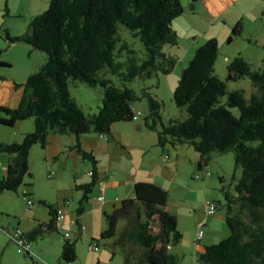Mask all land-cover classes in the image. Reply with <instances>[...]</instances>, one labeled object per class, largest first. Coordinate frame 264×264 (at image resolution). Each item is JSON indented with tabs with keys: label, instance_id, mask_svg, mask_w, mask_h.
I'll return each mask as SVG.
<instances>
[{
	"label": "trees",
	"instance_id": "obj_1",
	"mask_svg": "<svg viewBox=\"0 0 264 264\" xmlns=\"http://www.w3.org/2000/svg\"><path fill=\"white\" fill-rule=\"evenodd\" d=\"M200 1L192 0V6ZM183 12L180 0H51L48 9L30 21L25 34L12 37L8 32L10 44H29L44 52L47 59L24 84H15V89L21 92L17 107L0 105V126L6 131L25 120L33 119L35 126L34 132L25 134L22 140L0 144V155L7 159L6 172L0 177V195L19 192L26 177H32L29 157L35 145L46 149L50 134L74 136L76 144L72 149L91 162L93 172L88 173L91 182L76 186L83 194L75 226L70 223L77 227L81 237L85 230L81 217L100 182L99 161L93 152L82 147L81 139L92 134L109 139L114 124L135 122V116L140 120L141 113H135L131 104L141 97L127 85L138 77L152 78L159 71L170 74L175 69L177 59L167 55L164 47L178 44L173 21ZM120 26L143 44L142 62L133 47L123 42ZM243 30V22L239 21L232 35L240 37ZM218 45L214 38L197 48L181 74L174 101L178 108L186 110L185 120L165 122L163 102L144 91L142 98L148 99L149 113L143 125L157 134L163 161L165 156L170 158L165 153L169 144L191 145L202 159L199 170L204 168L205 157L211 152H234L241 177H233L234 193L221 189L227 202L225 221L230 234L218 244L205 246L199 252L197 264H264V58L257 68L242 55L229 62L228 81L247 77L253 83L254 91L248 98L243 90L228 91L227 83L216 75ZM3 52L0 49V67L11 66L2 61ZM125 53L126 61L120 62L118 59ZM108 74L117 77L121 86ZM71 81L104 90L103 105L97 114L85 115L71 96ZM225 96L227 102L221 104L220 99ZM234 108L239 110V117L234 115ZM169 162L171 158L165 163ZM53 175L54 172L50 173L49 178H54ZM133 190L131 198L121 200L112 212L104 213L106 229L100 239L115 240L113 246L121 249L124 264L133 260L137 264H180L179 257L169 252V246L180 244L184 235L178 230L177 216L167 210L168 191L150 182L136 183ZM22 195L29 207H35L36 202L29 198L32 193L23 191ZM39 204L49 209V222L37 221L28 233L19 228L7 233L18 252L31 259V264H48L32 251V241L57 231L64 220H58V212L64 214L65 208L45 201ZM216 207L209 217L216 215L217 204ZM204 209L206 212L205 204ZM121 221L127 225L119 232ZM18 232L19 238L28 244L27 249H21L17 243L14 236ZM64 236L61 260L71 264L78 260L77 244L72 242L69 232ZM96 242L94 248L98 250ZM139 248L141 252L137 254Z\"/></svg>",
	"mask_w": 264,
	"mask_h": 264
},
{
	"label": "rangeland",
	"instance_id": "obj_2",
	"mask_svg": "<svg viewBox=\"0 0 264 264\" xmlns=\"http://www.w3.org/2000/svg\"><path fill=\"white\" fill-rule=\"evenodd\" d=\"M50 1L0 0V49L4 50L1 59L11 64V66L0 67V89L2 88L3 91L0 94L1 101L6 98L4 90L8 85L10 88L13 87L16 93H19L15 90V84H24L31 74H35L40 70L41 65L47 59L44 52L36 50L29 44L23 42L10 44L6 35L8 32L12 37L25 34L30 21L43 14L48 9ZM180 2L184 12L173 21V29L177 33L178 44L164 47V52L167 55L177 59L175 69L170 74L159 71L152 78L138 77L127 85L138 97H141L140 100L131 104L135 113H141L140 121L119 122L116 123L115 127L128 128L127 132L130 135L131 125L144 124L145 116L149 113L148 99L142 98L144 91L163 102L162 118L165 122L185 120V116L188 114L185 109L176 106L174 92L183 70L188 67L193 58L195 50L210 39L215 38L218 40L219 58L215 65V73L227 83L228 91L243 90L248 98L254 91L253 83L247 77L238 81H228V65L231 59L242 55L246 60L253 63L255 68L260 66L258 60L261 57H258V51L263 52L264 35L259 37L258 45L255 36L260 31L259 28L264 27V9L259 8L258 10L255 6L264 8V0H257L254 5L250 0H237L232 7L225 10L229 17L231 13L241 14L244 12L246 14L245 18L242 17L241 19L244 24V33L241 37L232 35L233 27H231L228 17V21H217L213 18L216 12L213 11V15L204 13L203 8L197 7V3L194 4L195 7L192 6V0H180ZM252 8H255V14L260 13V17L254 18ZM119 34L123 42H128L133 47L137 58L142 62L145 58V49L141 41L123 26H120ZM251 34H253L254 40L250 43ZM232 38H234L233 42L230 41ZM256 53L258 56L255 55ZM127 56L125 53L118 60L125 62ZM107 77L116 85L121 86L117 77L109 74ZM13 79L16 80L14 83ZM70 93L87 116L97 114L103 105L104 90L100 87L94 88L79 81H71ZM220 102L225 104L227 97H222ZM232 111L235 116H240L237 108L232 109ZM7 129V131H11L9 132L11 136L18 134V140H22V136L34 132V120L21 121L15 127ZM143 135L142 143L145 147L151 149L153 146L162 151L157 146L158 137L155 132L149 131ZM124 136L127 137V134H124ZM131 136L132 139L135 138L133 132ZM108 138L113 142L112 135ZM67 139L68 135L50 134V144L46 149H43L39 144L35 145L29 157L32 177H26L19 192H5L0 195V264L32 263L31 259L24 253L18 252V247L10 241L7 231H16L19 228L23 233H28L35 227L37 221L49 222V209L40 205V201L53 205L58 204L60 207L65 208L68 219L78 217L77 208L83 193L73 188L74 184L77 185L75 183L76 173L80 172L76 180L78 184H80L83 175L91 182L92 178L88 173L91 171L92 166L90 161L83 160L76 153L71 154L68 158L70 151L64 149V147H69L66 144ZM115 147L119 148L116 145ZM98 148L100 151L101 147ZM165 153H169L167 155L170 156L171 162L165 163L163 157L161 158L158 155V158H155L152 164L159 166L156 169L158 175L168 182L165 186V190L169 193L167 210L177 216L178 230L184 235L180 244L169 246V252L179 257L180 264H197L199 252H202L205 246H211L214 244L213 242L218 244L230 234L225 221L227 202L221 189L224 187L234 193L233 177L240 178L242 171L236 169L234 152H211L205 157L202 170L198 169L199 163L195 165L196 160L199 159V154L189 144H176V146L169 144ZM108 159L107 156L105 158L97 157L103 175L101 173L100 182L96 185L94 192L91 194V199L86 204L85 219L83 220L84 215L81 217L85 227L81 237L77 227L67 223V220L58 224L59 229L57 231L46 234L44 238L43 236L39 237L37 241H32V251L48 264H67L61 260L62 249L56 251L54 246L51 245V241L63 242L64 244L66 241L65 232H69L72 242L76 241L77 244L78 260L71 264L125 263L121 249L113 246L114 239H100L101 233L106 229V222L104 211L99 210L101 204L94 199L97 198L98 190L105 185V181L109 177L112 179L114 175L126 176V174H123L124 170L130 172L132 167L130 165L125 166V161L119 162V160H116L113 161L112 166L117 167L116 169L119 170L109 173L106 169ZM61 161L68 163L66 168L61 169ZM176 166H178L177 171H173L172 167ZM165 169H171V171ZM52 172H54V178L50 179L49 174ZM82 172H85V174ZM196 177H199V179H196ZM23 191L32 193L29 198L36 202L35 207H29L22 195ZM102 193L104 194L103 190ZM102 193H100V196H103ZM65 200L70 201L72 206H64ZM207 200L214 201L218 205L216 215L208 219L204 216V204ZM200 217L202 218L200 219ZM213 219L214 222L212 223ZM202 220L201 224L202 229L205 231V238L198 242L197 232ZM126 225V221H121L118 225V231L122 232ZM214 236L219 237V239L214 241ZM95 242L99 244L98 250L94 248ZM140 252V248L137 249V254ZM131 264L137 263L133 260Z\"/></svg>",
	"mask_w": 264,
	"mask_h": 264
},
{
	"label": "crops",
	"instance_id": "obj_3",
	"mask_svg": "<svg viewBox=\"0 0 264 264\" xmlns=\"http://www.w3.org/2000/svg\"><path fill=\"white\" fill-rule=\"evenodd\" d=\"M236 1L237 0H202V1L197 3V7L203 8L204 13H209L211 15H213L214 12H216V14L213 16V18L216 19L217 21H223V22L228 21L227 20V17H228L230 20L231 27H234L239 21L243 22V20H241V19H242V17L245 18V15H246L244 12H242L241 14L231 13L230 17L227 15V11H225V10H227L229 7H232ZM250 1L253 5L257 2V0H250ZM255 8H257L258 10H259V8L264 9L263 7H260V6H255ZM255 8H252V12H254V18H258V17H260V13L255 14ZM243 27H244V24H243ZM259 30L260 31L255 36V37H257V40H256L257 45H258L257 41H258L259 37L261 35H264V27L259 28ZM243 33H244V30H243ZM252 36H253V34L250 35V37H251L249 39L250 43L254 40V38ZM262 50H263V52L258 51L259 56L257 55V53L255 54L256 56L261 57L260 60H258L259 61L258 63H260L261 60H263V58H264V48H262ZM188 58H189V56H188ZM255 58L257 59V57H255ZM12 81L14 83L16 80L13 79ZM8 86L4 90V92L6 94V96H5L6 98L3 101L0 100V105L7 106V107H17L20 103V100H21V92L18 90L19 93H16L13 90V87L10 88ZM2 92L3 91L1 88L0 94ZM139 121L140 120H138V122ZM115 126H116V124L113 126L114 128H112V132H111L113 142H115V143L110 141L111 139L102 138V137L95 135V134L86 135L81 139L82 147L86 151L93 152L94 155L98 158H101V157L105 158L106 156L109 158L106 161L107 162L106 169L109 171V173L119 170V169L118 170L116 169L117 167L112 166L113 161H116V160H119V162L125 161L126 162L124 164L125 166L130 165L132 167L130 172H128L127 170H124L125 172L123 174H126V176L114 175V177L112 179H110V177H109L105 181V185L100 190H98L97 198L94 200L98 201V203L101 204L99 206V208H100L99 210L104 211V213L105 212H107V213L111 212L113 210L112 208H114V206H116V204H118V202H120L121 200H123L125 198H131L134 195L133 188H134L136 183H139V182L155 183L164 189H166L165 186L168 184V182L165 179H163L160 175H158V172L156 169L159 168V166H155L152 164L153 160L155 158H158V155H160L161 158L163 157L162 151H160L159 149H156L153 146L151 147V149H149V147H145L142 143L143 142L142 139L144 136L143 134H146V132H149L144 128V125L143 124H138L135 126L131 125V127H130L131 135L133 132V134L135 136V138H133V139H132V136L130 135V133L127 132L128 128L123 129V127H115ZM27 133H29V132H27ZM124 134H127V137H125ZM17 140H18V134L16 136H11L9 131H6L4 128L2 129V127L0 126V144L4 143V142H13V141H17ZM103 140H105V141H103ZM66 144L69 147H64V149H69L70 153L68 154V158H70L71 154L76 153V151L72 149L76 144V138L72 135H69L68 139L66 140ZM115 145L118 146L119 148H116ZM98 147H101L100 151H99ZM78 157H79V155H78ZM200 161H202V159L199 155V159L196 160L195 165L198 164ZM67 164L68 163L61 161L60 162L61 169L63 167L66 168ZM119 166H121V165H119ZM164 166H166V165H164ZM6 167H7V159L4 156L0 155V177H2L5 174ZM177 168H178V166L172 167V170L177 171ZM99 169H100V175H101V173L103 175V171H101L100 166H99ZM165 170L171 171V169L170 170L165 169ZM141 172H144V173L142 174ZM79 173L80 172L76 173V180L78 178ZM82 173L85 174V172H82ZM76 180H75V183L77 185H83V184L89 183V179H87V177H85L84 175H83L82 179H80V182H79L80 184H78L76 182ZM77 185L74 184L73 188L76 189ZM102 190L104 191V194L102 193ZM100 193H102L103 196H100ZM101 197H104L103 201L98 200ZM71 206H72V204H71ZM86 210H87V207H86ZM64 213H65V211H64ZM204 216L206 219L210 218V217L206 216L205 209H204ZM201 218L202 217H200V219ZM75 219L76 218H72V217L68 219V215H66V218L63 221L68 220L67 223L72 225L70 222L72 220H75ZM84 219H85V214H84L83 220ZM202 222H203V220L199 224V230L202 229V224H201ZM213 222H214V219L212 220V223ZM205 223H206V221H205ZM81 224L82 225L84 224V221H82V219H81ZM203 225H205V224H203ZM65 233H67V232H65ZM217 239H219V237L214 236V241ZM213 243L215 244L216 242H213ZM51 245H53L54 249H56V251H57L59 249H62L63 242L51 241Z\"/></svg>",
	"mask_w": 264,
	"mask_h": 264
},
{
	"label": "built area",
	"instance_id": "obj_4",
	"mask_svg": "<svg viewBox=\"0 0 264 264\" xmlns=\"http://www.w3.org/2000/svg\"><path fill=\"white\" fill-rule=\"evenodd\" d=\"M136 119V118H135ZM169 157L168 156H165L164 157V162H168L169 161ZM92 171L89 173L90 175H92ZM100 200H103V197L102 198H100ZM29 204H32V202L31 201H29ZM70 203L69 202H67V205H69ZM205 207H206V213H207V215H212V214H214L215 213V211H216V204L215 203H213V202H210V201H206L205 202ZM58 220H62V219H64V214H63V212L60 210L59 212H58ZM72 223H75L74 221L72 222ZM20 234V232H18V233H16V235L14 236L15 238H16V241H17V243L20 245V247H21V249H27V243H26V241H24V240H22V239H20L19 238V235ZM66 237H68L69 236V234H66L65 235ZM203 236H204V232L201 230V231H199L198 232V236H197V239L198 240H201L202 238H203ZM39 264V263H38ZM40 264H46V263H40Z\"/></svg>",
	"mask_w": 264,
	"mask_h": 264
},
{
	"label": "bare ground",
	"instance_id": "obj_5",
	"mask_svg": "<svg viewBox=\"0 0 264 264\" xmlns=\"http://www.w3.org/2000/svg\"><path fill=\"white\" fill-rule=\"evenodd\" d=\"M135 118H136V119H135ZM135 118H134V119H135V121H137V120H138V117H137V116H135ZM101 198H102V197H101ZM98 200H100V198H99ZM103 200H104V197H103ZM103 200H100V201H103ZM69 203H70V204H69V205H67L68 207H70V206H71V202H70V201H69ZM67 206H66V207H67ZM205 208H206V207H205ZM205 213H206V212H205ZM206 215H207V213H206ZM207 216H211V215H207ZM65 218H66V215H65V213H64V220H65ZM73 221L75 222V220H72L71 222H73ZM73 224L75 225V223H73ZM200 231H201V230H200ZM202 231H203V230H202ZM203 232H204V231H203ZM204 235H205V232H204ZM197 236H198V234H197ZM203 238H204V236H203Z\"/></svg>",
	"mask_w": 264,
	"mask_h": 264
}]
</instances>
